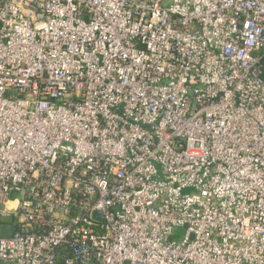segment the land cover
<instances>
[{
  "label": "built area",
  "instance_id": "obj_1",
  "mask_svg": "<svg viewBox=\"0 0 264 264\" xmlns=\"http://www.w3.org/2000/svg\"><path fill=\"white\" fill-rule=\"evenodd\" d=\"M0 264H264V0H0Z\"/></svg>",
  "mask_w": 264,
  "mask_h": 264
},
{
  "label": "water",
  "instance_id": "obj_2",
  "mask_svg": "<svg viewBox=\"0 0 264 264\" xmlns=\"http://www.w3.org/2000/svg\"><path fill=\"white\" fill-rule=\"evenodd\" d=\"M96 217H98L100 220H102V213L101 212H95ZM7 222H11L12 221V217L9 216L5 219ZM2 233L3 235H9L10 233V225L9 224H3L2 226Z\"/></svg>",
  "mask_w": 264,
  "mask_h": 264
},
{
  "label": "rangeland",
  "instance_id": "obj_3",
  "mask_svg": "<svg viewBox=\"0 0 264 264\" xmlns=\"http://www.w3.org/2000/svg\"><path fill=\"white\" fill-rule=\"evenodd\" d=\"M185 233V228L184 227H177L175 230H174V237L173 239L179 241L182 239L183 235Z\"/></svg>",
  "mask_w": 264,
  "mask_h": 264
},
{
  "label": "bare ground",
  "instance_id": "obj_4",
  "mask_svg": "<svg viewBox=\"0 0 264 264\" xmlns=\"http://www.w3.org/2000/svg\"><path fill=\"white\" fill-rule=\"evenodd\" d=\"M14 204H15L14 202H10V203H9L10 206H13Z\"/></svg>",
  "mask_w": 264,
  "mask_h": 264
}]
</instances>
